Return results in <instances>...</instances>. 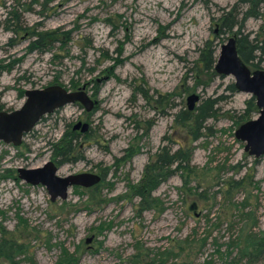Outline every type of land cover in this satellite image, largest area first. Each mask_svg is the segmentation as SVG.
Here are the masks:
<instances>
[{
    "label": "rangeland",
    "instance_id": "1",
    "mask_svg": "<svg viewBox=\"0 0 264 264\" xmlns=\"http://www.w3.org/2000/svg\"><path fill=\"white\" fill-rule=\"evenodd\" d=\"M235 2L0 0V67L9 65L0 69V110L18 108L24 90L48 85L82 88L93 102L89 111L78 102L55 108L17 146L0 141V230L25 245L20 264H64L63 249L73 257L68 264H133L135 252L141 264L160 251L177 262L219 263L241 231H264V155L254 163L234 135L250 95L231 91L233 76L214 70L221 45L235 36L220 33L217 18ZM53 30L55 40L30 50L29 32ZM243 33L261 38L264 17L247 19ZM209 39L215 62L204 70L199 58ZM193 93L194 108L207 98L217 103L189 144L173 115L188 110ZM77 121L88 126L75 130L82 158L56 174L91 172L100 181L50 202L44 186L19 180L16 168L52 160L48 143ZM182 141L191 148L189 171L170 166L141 209L132 187L144 165ZM242 178L246 187L223 193ZM228 250L238 255V246ZM236 264L251 263L244 256Z\"/></svg>",
    "mask_w": 264,
    "mask_h": 264
},
{
    "label": "trees",
    "instance_id": "2",
    "mask_svg": "<svg viewBox=\"0 0 264 264\" xmlns=\"http://www.w3.org/2000/svg\"><path fill=\"white\" fill-rule=\"evenodd\" d=\"M11 18H16V12L13 11ZM264 17V0H236L227 10H222L220 16L217 18L219 32L225 34H234L236 39V49L241 60L251 69L259 68V61L263 60L264 56V34L259 38V33L250 37L249 34L243 33L244 24L247 19H259ZM16 20V19H15ZM16 31V29H14ZM57 31H46L43 33L29 32L28 35L33 38L30 41L31 49L36 48L41 51L42 45L50 44L49 40H55ZM64 39H68L67 33H61ZM44 42L43 44L41 43ZM215 50L212 48L211 40L205 42L201 50L199 62L200 68L210 69L215 62ZM0 69H9V65L2 66ZM71 88L75 83L69 85ZM231 91H235L233 84L229 86ZM217 101L211 98L202 100L193 110H179L173 115L174 124L179 125L184 136H186L189 144L201 136V131L206 128L205 122L215 116L214 106ZM253 112H258L255 104V98L250 96L246 100V107L244 113L240 115L239 120L247 121ZM238 121H236L237 123ZM209 129V128H207ZM189 134V135H188ZM85 135V134H84ZM80 134L71 129L65 130L59 138L54 142H49L48 147L51 154V159L56 166L63 163H73L82 158L79 151ZM187 142V141H186ZM185 142L177 143V148L169 152L170 149L162 147L161 150L154 155L153 160L145 164L142 175L136 185L132 187L135 196L139 199L138 205L141 209H147L151 206L152 197L151 192L158 186L162 178L168 173L173 172L169 169L170 166H175L174 171L187 170L189 171V163L191 161V148L185 147ZM168 150V151H166ZM257 159H254V163ZM248 186V185H247ZM245 180H231L226 183V188L223 193H229L228 189L244 188ZM248 231H241L237 240H230L227 243V251L221 262L213 263L211 259H205L203 264H236L241 257L246 256L251 264H264V231L254 232L251 228ZM19 241L7 236L3 230H0V264H20V254H24L26 247ZM238 246V255H229L228 248ZM219 251L217 247L215 249ZM138 252L133 253V264H138ZM71 253L63 249L60 256V262L68 264L72 261ZM138 259V260H136ZM57 262V263H60ZM141 264H187L186 262H177L176 260H169L168 256L161 251L157 256L151 258L149 261H144Z\"/></svg>",
    "mask_w": 264,
    "mask_h": 264
},
{
    "label": "water",
    "instance_id": "3",
    "mask_svg": "<svg viewBox=\"0 0 264 264\" xmlns=\"http://www.w3.org/2000/svg\"><path fill=\"white\" fill-rule=\"evenodd\" d=\"M214 70L221 75H231L233 85L237 91L248 93L255 98L258 109L256 118L241 123L234 132L237 140L243 141L244 150L255 159L264 155V69H251L239 57L236 49L235 36L227 39L218 52ZM197 94H190L187 98V109L193 110L198 101ZM78 102L85 111H89L93 102L81 89L67 91L59 85H48L40 89L23 91L21 105L11 111L0 110V141L17 146L22 136L29 132L42 116L52 112L55 108L66 103ZM87 124L77 121L71 127L79 133L87 131ZM58 167L52 160H46L39 167H17V178L29 185L44 186L48 199L66 198L70 187L89 188L100 181V176L91 172L71 173L64 176L56 174ZM91 237L85 238L89 242Z\"/></svg>",
    "mask_w": 264,
    "mask_h": 264
},
{
    "label": "flooded vegetation",
    "instance_id": "4",
    "mask_svg": "<svg viewBox=\"0 0 264 264\" xmlns=\"http://www.w3.org/2000/svg\"><path fill=\"white\" fill-rule=\"evenodd\" d=\"M72 130V129H71ZM73 131H75V130H73ZM83 134V133H82ZM95 186V185H94ZM74 187H76V186H74ZM92 187V186H91Z\"/></svg>",
    "mask_w": 264,
    "mask_h": 264
}]
</instances>
